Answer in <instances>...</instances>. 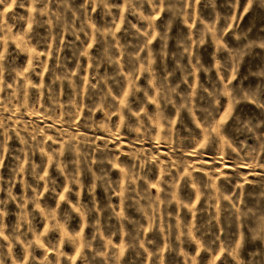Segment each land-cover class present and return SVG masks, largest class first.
<instances>
[{"label": "rangeland", "instance_id": "obj_1", "mask_svg": "<svg viewBox=\"0 0 264 264\" xmlns=\"http://www.w3.org/2000/svg\"><path fill=\"white\" fill-rule=\"evenodd\" d=\"M0 264H264V0H0Z\"/></svg>", "mask_w": 264, "mask_h": 264}]
</instances>
